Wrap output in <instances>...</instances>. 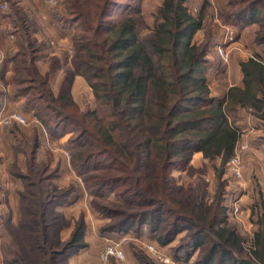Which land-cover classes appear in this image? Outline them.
I'll return each instance as SVG.
<instances>
[{"label": "trees", "instance_id": "16d2710c", "mask_svg": "<svg viewBox=\"0 0 264 264\" xmlns=\"http://www.w3.org/2000/svg\"><path fill=\"white\" fill-rule=\"evenodd\" d=\"M226 4L221 23L237 29L257 25L254 42L262 54L240 61L241 85L229 87L222 99L211 96L205 77L217 35L209 28L202 40L192 42L204 18L202 11L189 13L185 0H162L149 28L137 0H65L64 21L73 30L71 68L57 94L49 75L36 68L45 49L34 36L38 25L13 4L0 19L11 21L16 36L12 91L52 137L70 134L71 167L93 196L92 208L111 220L107 232H140L145 226L162 247L184 233L186 243L176 252H204L189 264H264V212L254 220L252 208L257 229L246 249L244 238L229 225L223 185L209 198L203 181L185 188L172 175L189 167L199 152L205 162H219L213 167L221 179L241 137V109L264 131V0ZM56 67L52 60L50 72ZM75 76L91 88L93 109L80 111L72 100ZM48 171L43 165L37 172L47 189L20 194L22 206L38 200L40 208L22 209L12 228L20 252L0 264H63L86 246L83 220L66 242L54 229L64 221L56 209L69 202L74 189H56L51 181L57 171ZM105 191L119 202L100 199Z\"/></svg>", "mask_w": 264, "mask_h": 264}, {"label": "rangeland", "instance_id": "374dc122", "mask_svg": "<svg viewBox=\"0 0 264 264\" xmlns=\"http://www.w3.org/2000/svg\"><path fill=\"white\" fill-rule=\"evenodd\" d=\"M46 1L0 0V15L8 12L10 5L13 4V6L21 8L28 14L36 24H40V19L37 16L39 10L47 11L49 8L50 10H56V6H50L46 4ZM55 1L58 2V5L61 3V6L57 5V8H61L60 11L66 14L65 0ZM127 1L122 0V3ZM161 2L162 0H137L140 14L144 19L145 26L148 28L153 26L157 8ZM226 2L227 0H185V6L189 13L196 15L200 11L203 12V28L193 36L192 42L202 40L206 30L209 28L213 34L217 35L216 40L220 36L224 40L230 31H233L234 34V41L224 46L226 52L225 60L217 53L216 47L209 54L210 58H208V64L206 65L205 77L207 74L211 95H213V91L216 92L218 88L221 89L220 87L224 86L226 83L225 79L229 74L232 75L234 68L232 66L229 68L228 66L231 59L232 61H237L238 59H248L254 56L255 53L262 54V48L254 42L255 33L258 29L257 25H247L243 29H237L231 26H224L221 23L219 17L228 9ZM4 3H6V9L2 12L1 5ZM59 21L62 22V20ZM8 23H11L8 18L0 19V26H7ZM49 29L44 30L45 36L50 37L55 34L57 29L65 30L66 27L62 23L59 25L55 23ZM12 30H14L13 26ZM147 32L148 29H145L141 35L143 36ZM13 36V39H10L9 36L6 39L5 36V45L9 48L14 46V49L17 50L15 44L16 36L15 34ZM52 43L55 44L53 41ZM48 44L50 45V41ZM84 82L86 83L85 80ZM51 88L57 94L55 87ZM10 89L13 90L11 86L10 88L6 85L3 87V83L0 81V116L19 113L25 122L0 126V262L12 259L15 253L20 252L14 242L12 228L20 220L22 209L27 207V209L32 208L33 211L37 212L40 208L39 204H37L38 200H33L29 205L22 206L20 194L27 195V191H30L38 195L40 191L47 189V183H39L37 180V172L41 170L43 165L48 166V172L57 171V176L51 181L52 186H55L58 190L74 189L73 194H71L73 196H71L72 198L69 202L56 209L59 215L64 217V221L60 222L61 224L58 228H54L58 229L60 240L62 242L69 240L75 224H78L80 220L84 221V243L86 246L76 254L71 255L63 264H189L203 256V251L195 249H189L187 251L188 254L185 250L176 252L186 243L184 233L179 234L170 244L162 247L159 246L154 236L148 232L145 226L140 232H107L105 229L110 225L111 220L104 213L92 208L93 196L84 189L81 178L71 167V146L68 143L70 134L60 137L62 139L52 137L37 119L34 121L31 116H25L18 110V99L13 97V91L8 92ZM91 93V88L88 85L83 88V86L77 84L72 94L70 87L72 100L80 111L94 108L93 102H90ZM8 94L12 97H9ZM235 152L241 159L242 182L240 184L242 186L238 185L232 178L227 165L221 179H219L213 167L214 164L218 167L219 162H214L213 164L209 162L206 164L202 163L201 160L193 158L195 153L192 156L189 167L174 170L172 175L176 183L183 185L185 188L189 184L195 185L199 180L203 181L206 195L209 198L215 195L220 185H223L224 205L234 199L240 200L241 196L245 194L243 189L246 188V192L249 191V194L246 193L242 201H247L253 207H256L255 220L257 212L260 214L264 212V156L260 152L257 162H253L246 160L240 154L241 151H234V154ZM245 171L248 172L249 183L243 176ZM244 181L246 183L245 186H243ZM248 187L252 188V190ZM100 199L119 202L115 194L110 191L103 192ZM35 218H38L37 215H35ZM48 219L50 220V217ZM229 221V225L233 226L244 238V245L247 249L252 234L257 229V225L251 220V215L250 218H247L245 214L240 212L236 219ZM49 238L54 239L50 234ZM108 248L113 249L114 252L105 256ZM149 248L155 250L156 253L151 252ZM116 251L122 254L121 259L117 257ZM176 254H178L177 257ZM126 255L129 257L127 258ZM71 257H74V260H70Z\"/></svg>", "mask_w": 264, "mask_h": 264}, {"label": "crops", "instance_id": "0c3cea01", "mask_svg": "<svg viewBox=\"0 0 264 264\" xmlns=\"http://www.w3.org/2000/svg\"><path fill=\"white\" fill-rule=\"evenodd\" d=\"M57 9L59 10L56 11ZM60 9L61 8L56 7V10L55 9L50 10V8L47 11L39 10V12H37V16L40 19V24L37 23L38 30L35 34L36 35L35 37L38 41H43L45 43V49L43 51L42 58L36 63V68L41 75H44V74L49 75L50 88L54 86L56 93H58V90H59V87H60V84L64 77L65 72L71 68V63H70L71 54H72L71 38L73 34L72 28H70L64 21L66 14L62 13ZM59 20H62V22ZM55 23H57V25L62 23V25L66 27V29L65 30L57 29L55 34L51 35L52 37L45 36L46 34L44 33V30L49 29ZM49 30L51 31V29ZM10 34H14L11 23L10 24L8 23L7 26H0V45H1L0 81H2L3 87L6 85L9 88L11 86L10 81H11V76H12V64L10 60L12 56L14 55V53L16 52V49H14V46L9 48L7 45H5L6 44L5 36L7 39ZM49 41L50 43L53 41L55 44L49 45L48 44ZM198 42L199 41H196V43ZM222 43H223L222 36H220L217 38L215 44L209 49L207 53V60L208 58H210L209 57V54H211L210 52H213L212 50H214L216 46L221 45ZM52 60H56L57 67L55 68L53 72H50V65H51ZM242 60H246V59H238L237 61L235 60L232 61V59L230 60V64L228 66L229 68L231 66L234 68L232 75L229 74L228 77H226L225 79L226 83L224 84L223 87H220L221 89L218 88L216 92L214 91L212 92L213 95L211 96L213 98L222 99L225 96L229 87L241 85L242 74L240 70V61ZM206 80H207V83H209L207 74H206ZM52 83H54V85H52ZM77 84L80 86H83V88L84 86H87L82 77L75 76L71 84V94L73 93L74 87H76ZM10 91L12 92L11 89L8 92ZM51 91L54 93L53 88H51ZM8 96L12 97L9 94ZM13 97L18 99L17 100L19 104L18 110L21 111L23 114H25V116L26 115L31 116L33 120L35 121L36 119L33 116L32 111L26 108L23 98L15 95L14 93H13ZM90 100H91L90 102H93L92 95H90ZM237 127L240 130L241 137L234 151H237L238 147L245 145L247 148L241 151L240 154H242V156H244L246 160L257 162V159L259 158L258 155H260V152L264 156V131L261 126V122L256 117L251 115L247 110L241 109L239 111V121L237 122ZM59 139H62V138H59ZM248 156L249 158H247ZM193 158L201 160L202 163H205V164L207 163L203 160L202 154L199 152L195 153ZM243 176L248 182L249 181L248 172L246 171L243 172ZM245 184L246 183L244 181L243 186H245ZM248 188L252 190V188L250 187ZM246 191H247L246 188L243 189V192H245V194L241 196V199L239 200V202H241L240 203L241 213L245 214L247 218H250L253 206L251 203L247 201H242L246 193L249 194V191L248 192ZM126 257L128 258L129 256L126 255ZM72 259L74 260V257L70 258V260Z\"/></svg>", "mask_w": 264, "mask_h": 264}, {"label": "built area", "instance_id": "2783aa9c", "mask_svg": "<svg viewBox=\"0 0 264 264\" xmlns=\"http://www.w3.org/2000/svg\"><path fill=\"white\" fill-rule=\"evenodd\" d=\"M46 4H48L50 6H56L57 7L58 2L55 0H47ZM58 6H61V3ZM1 8H2L1 11L3 12L6 9V3L1 5ZM9 37H10V39L14 38L13 34H10ZM233 41H234V34H233V31H230L228 36L224 38L223 43L221 45L216 46L217 53L220 55V57L222 59L225 60V57H226V52L224 50V46L228 45L229 43H231ZM50 45H53V43L51 42ZM24 122H25L24 118L19 113H11V114H8L6 116H4V115L0 116V126L9 125L11 123H24ZM246 148L247 147L245 145H242V146L238 147L237 151H242ZM227 166L229 167V171H230L232 178L238 183V185L242 186V184H240V182H242V164H241V159H240L239 155L236 154V152L229 159ZM225 208H226V214L228 216V220L236 219L237 216L241 212L239 200L234 199L233 201L232 200L229 201V203L225 204ZM151 248H149V250L153 253H156V251L151 249ZM113 252H114L113 249L108 248L105 252V256L108 254H113ZM116 255H117V257H119L121 259L122 254L120 252L116 251Z\"/></svg>", "mask_w": 264, "mask_h": 264}]
</instances>
